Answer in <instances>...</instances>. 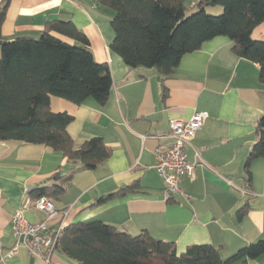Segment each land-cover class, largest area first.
Returning a JSON list of instances; mask_svg holds the SVG:
<instances>
[{"label":"crops","instance_id":"0c3cea01","mask_svg":"<svg viewBox=\"0 0 264 264\" xmlns=\"http://www.w3.org/2000/svg\"><path fill=\"white\" fill-rule=\"evenodd\" d=\"M196 1H190L189 9ZM4 2L0 0V9ZM113 15V9L97 0L7 1L0 39L38 37L47 21L71 20L87 36L95 60L109 65L112 87L104 105L92 99L77 105L52 95L49 108L73 115L67 131L76 145L101 137L111 154L96 168L78 170L64 181L50 177L69 173L78 162L44 144L1 141L0 264H76L57 249L48 261L24 245L6 255L15 245L11 217L25 200L30 201L24 211L30 222L47 220L55 227L60 221L99 219L132 235L146 230L175 243L179 253L192 244L208 243L227 258L264 238V158L250 162V180L245 173L257 139L255 125L264 112L259 65L237 56L228 37L216 36L184 54L170 76L154 67L129 68L109 48ZM263 36L264 20L251 33L253 39ZM195 111H206L208 117L187 149V159L198 163L182 180L186 199L165 192L154 151L171 141L170 118L187 120ZM133 181L139 183V192L97 202ZM53 183H62L64 190L52 198L58 214L48 219L30 192ZM28 185L32 187L26 191ZM263 261L264 254L245 264Z\"/></svg>","mask_w":264,"mask_h":264},{"label":"trees","instance_id":"16d2710c","mask_svg":"<svg viewBox=\"0 0 264 264\" xmlns=\"http://www.w3.org/2000/svg\"><path fill=\"white\" fill-rule=\"evenodd\" d=\"M7 1L0 9V22ZM186 1L97 0L114 10L110 20L114 37L109 48L129 68L154 67L167 77L184 54L209 39L226 36L237 56L259 65V80L264 83V36L251 37L264 20V0H198L190 11ZM208 4L220 6L222 11L208 14ZM89 46L87 36L71 20L61 19L47 21L38 37L17 36L0 45V142L44 144L60 151L68 161L79 163L69 173L51 179L69 180L74 172L94 169L111 154L101 137L76 145L67 131L73 115L49 108L52 95L77 105L88 99L106 103L112 87L109 65L96 61ZM255 129L257 139L245 161L247 180L251 178L250 162L264 158V112ZM63 190L62 183H53L38 186L30 194L52 200ZM139 191V183L133 181L97 202ZM56 249L76 264H245L247 259L264 254V238L222 258L218 248L208 243L192 244L179 253L175 243L146 230L132 235L90 219L63 225Z\"/></svg>","mask_w":264,"mask_h":264},{"label":"built area","instance_id":"2783aa9c","mask_svg":"<svg viewBox=\"0 0 264 264\" xmlns=\"http://www.w3.org/2000/svg\"><path fill=\"white\" fill-rule=\"evenodd\" d=\"M207 117L206 111H195L187 120L169 119L168 137L171 141L166 146H157L154 151V167L162 179L166 193L188 198V194L182 187V180L185 176L189 177L193 174L198 162L187 159V149L191 139ZM29 203V200H25L11 217V232L15 239V245L6 255L11 256L18 245H24L31 254L39 255L48 261L56 249L63 221H60L55 227H50L47 220L30 222L24 215ZM34 205L43 210L48 219L58 214L53 201L46 196L36 198Z\"/></svg>","mask_w":264,"mask_h":264},{"label":"rangeland","instance_id":"374dc122","mask_svg":"<svg viewBox=\"0 0 264 264\" xmlns=\"http://www.w3.org/2000/svg\"><path fill=\"white\" fill-rule=\"evenodd\" d=\"M191 0H187L186 3L187 5L190 3ZM192 9H188V11H190ZM222 11V7L220 6H216V5H205V12L208 14H213V15H217Z\"/></svg>","mask_w":264,"mask_h":264},{"label":"water","instance_id":"95a60500","mask_svg":"<svg viewBox=\"0 0 264 264\" xmlns=\"http://www.w3.org/2000/svg\"><path fill=\"white\" fill-rule=\"evenodd\" d=\"M4 42L5 40L0 39V45L3 44ZM31 187L32 185H28L25 190L28 191Z\"/></svg>","mask_w":264,"mask_h":264}]
</instances>
